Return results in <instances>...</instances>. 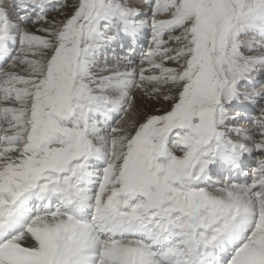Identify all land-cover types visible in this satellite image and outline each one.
I'll list each match as a JSON object with an SVG mask.
<instances>
[{
    "label": "snow or ice",
    "instance_id": "obj_1",
    "mask_svg": "<svg viewBox=\"0 0 264 264\" xmlns=\"http://www.w3.org/2000/svg\"><path fill=\"white\" fill-rule=\"evenodd\" d=\"M0 264H264V0H0Z\"/></svg>",
    "mask_w": 264,
    "mask_h": 264
}]
</instances>
